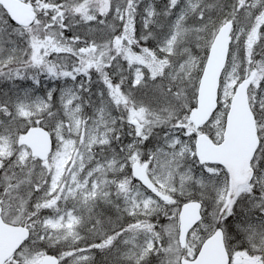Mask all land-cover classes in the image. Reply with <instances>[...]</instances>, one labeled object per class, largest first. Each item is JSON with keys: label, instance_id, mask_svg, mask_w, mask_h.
<instances>
[{"label": "snow or ice", "instance_id": "1", "mask_svg": "<svg viewBox=\"0 0 264 264\" xmlns=\"http://www.w3.org/2000/svg\"><path fill=\"white\" fill-rule=\"evenodd\" d=\"M0 264H264V0H0Z\"/></svg>", "mask_w": 264, "mask_h": 264}, {"label": "rangeland", "instance_id": "2", "mask_svg": "<svg viewBox=\"0 0 264 264\" xmlns=\"http://www.w3.org/2000/svg\"><path fill=\"white\" fill-rule=\"evenodd\" d=\"M0 88H3L4 90H7V85L0 84Z\"/></svg>", "mask_w": 264, "mask_h": 264}]
</instances>
